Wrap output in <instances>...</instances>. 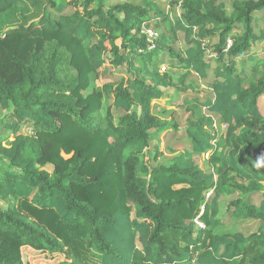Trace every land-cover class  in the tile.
<instances>
[{
	"label": "trees",
	"instance_id": "16d2710c",
	"mask_svg": "<svg viewBox=\"0 0 264 264\" xmlns=\"http://www.w3.org/2000/svg\"><path fill=\"white\" fill-rule=\"evenodd\" d=\"M226 1L0 0V264H264V0Z\"/></svg>",
	"mask_w": 264,
	"mask_h": 264
},
{
	"label": "rangeland",
	"instance_id": "374dc122",
	"mask_svg": "<svg viewBox=\"0 0 264 264\" xmlns=\"http://www.w3.org/2000/svg\"><path fill=\"white\" fill-rule=\"evenodd\" d=\"M227 7L228 9L230 8L229 3L231 4L232 0H227ZM179 12V8H176V13ZM178 44H176L175 46H177ZM257 50H259L260 52H263V50H261L259 47L257 48ZM115 73V74H114ZM123 73L121 71L118 70H114L113 71V76L112 78H116L119 76H122ZM210 78H212L211 76V72H210ZM205 83L201 82V87L203 88ZM260 105V110L261 112L264 114V100L261 99V101L259 102ZM3 113H1L0 111V118L2 116ZM165 118L167 120H169V122L171 124H175L177 123L179 128H182L184 126V122H185V118H186V114L183 113L182 111H180L179 109H177L176 107H169L168 108V112L166 113ZM221 132L224 130V128L221 126V128L219 129ZM23 132H29V128L27 126L23 127ZM173 134H171V136H169L167 139L168 141H166V139H161L160 141V147L162 149L165 150V146L170 143L173 138L175 136H178V134L176 135V132L170 131ZM167 142V143H166ZM172 157L171 153H168L166 151L164 158L161 159V163L163 164H168L170 162V159ZM196 161L199 162L200 164L203 163V157H196ZM236 197V194L230 195V196H222L220 198V206H221V218H222V222H223V226H222V230L226 231V232H233V231H240V232H244V233H251L254 232L257 228V222L253 219H238V220H234L230 218V215L227 214L226 212V206L229 204V202L234 199ZM253 202L255 204L258 203V197L257 196H253L252 197ZM83 244L82 241L79 242H71L68 246L69 250L72 251H77L78 253H81V256H84L83 251H82V246H77L75 244ZM21 259H22V264H65V258L60 255V254H48L46 251H36L30 247L24 246L21 248ZM85 264L86 260L84 259ZM90 263V262H89Z\"/></svg>",
	"mask_w": 264,
	"mask_h": 264
},
{
	"label": "built area",
	"instance_id": "2783aa9c",
	"mask_svg": "<svg viewBox=\"0 0 264 264\" xmlns=\"http://www.w3.org/2000/svg\"><path fill=\"white\" fill-rule=\"evenodd\" d=\"M208 195H209V193H208ZM194 223H195L197 226H199V227H204L203 224H202L197 218L194 220Z\"/></svg>",
	"mask_w": 264,
	"mask_h": 264
},
{
	"label": "clouds",
	"instance_id": "9594fccd",
	"mask_svg": "<svg viewBox=\"0 0 264 264\" xmlns=\"http://www.w3.org/2000/svg\"><path fill=\"white\" fill-rule=\"evenodd\" d=\"M262 165H264V161H261V160H259L258 159V161H257V167H260V166H262Z\"/></svg>",
	"mask_w": 264,
	"mask_h": 264
}]
</instances>
